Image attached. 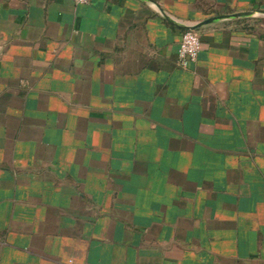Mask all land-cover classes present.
Wrapping results in <instances>:
<instances>
[{
	"label": "crops",
	"instance_id": "1",
	"mask_svg": "<svg viewBox=\"0 0 264 264\" xmlns=\"http://www.w3.org/2000/svg\"><path fill=\"white\" fill-rule=\"evenodd\" d=\"M0 264H264V0H0Z\"/></svg>",
	"mask_w": 264,
	"mask_h": 264
},
{
	"label": "built area",
	"instance_id": "2",
	"mask_svg": "<svg viewBox=\"0 0 264 264\" xmlns=\"http://www.w3.org/2000/svg\"><path fill=\"white\" fill-rule=\"evenodd\" d=\"M78 4H89L91 0H73ZM201 38L196 30H187L182 35L179 48V64L183 68H190L199 58Z\"/></svg>",
	"mask_w": 264,
	"mask_h": 264
},
{
	"label": "water",
	"instance_id": "3",
	"mask_svg": "<svg viewBox=\"0 0 264 264\" xmlns=\"http://www.w3.org/2000/svg\"><path fill=\"white\" fill-rule=\"evenodd\" d=\"M251 16H253L252 13L245 12V13H237V14L228 15V16H220V17H216V18H210V19L203 21L201 24L190 27L189 30H197L198 28H200L203 25L215 22L216 20H220V19L242 18V17H251Z\"/></svg>",
	"mask_w": 264,
	"mask_h": 264
}]
</instances>
